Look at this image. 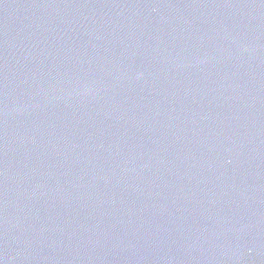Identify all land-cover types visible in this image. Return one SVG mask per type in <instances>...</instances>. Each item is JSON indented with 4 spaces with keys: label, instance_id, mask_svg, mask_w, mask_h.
I'll use <instances>...</instances> for the list:
<instances>
[{
    "label": "water",
    "instance_id": "water-1",
    "mask_svg": "<svg viewBox=\"0 0 264 264\" xmlns=\"http://www.w3.org/2000/svg\"><path fill=\"white\" fill-rule=\"evenodd\" d=\"M0 264H264V0H0Z\"/></svg>",
    "mask_w": 264,
    "mask_h": 264
}]
</instances>
